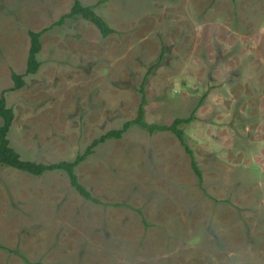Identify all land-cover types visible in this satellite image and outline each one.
Returning <instances> with one entry per match:
<instances>
[{"label": "rangeland", "instance_id": "374dc122", "mask_svg": "<svg viewBox=\"0 0 264 264\" xmlns=\"http://www.w3.org/2000/svg\"><path fill=\"white\" fill-rule=\"evenodd\" d=\"M72 1L0 0L10 145L72 160L144 93L147 123L192 115L178 127L202 180L173 132L137 125L76 167L98 202L62 170L0 165V264H264V0H81L106 37L80 17L51 25ZM44 28L39 69L8 89Z\"/></svg>", "mask_w": 264, "mask_h": 264}, {"label": "trees", "instance_id": "16d2710c", "mask_svg": "<svg viewBox=\"0 0 264 264\" xmlns=\"http://www.w3.org/2000/svg\"><path fill=\"white\" fill-rule=\"evenodd\" d=\"M93 8V5L83 4L81 0H73L70 9L67 12L62 13L51 25L62 24L66 18L80 17L94 24L98 28L100 35L106 37L109 33L113 32V28ZM44 30L45 28L42 30H28L29 47L24 72L17 73L14 70H11L10 76L13 85L8 89L16 90L22 87L24 85L23 76L26 74H33L39 69L40 61L37 58V54L41 49V34ZM144 105L145 97L143 93L137 108V114L134 118L124 121L120 128L107 130L97 138H94L84 150L78 152L72 160H59L57 162L45 164L21 158L20 154L10 145L7 134L12 124L14 113L13 109L6 105L4 91H2L0 93V165H6L36 176L42 175L48 171L62 170L66 174L70 186L74 188L81 197L93 202H98V199L93 197L85 185L79 181L75 171L76 167L94 152V148L98 144L111 139H119L132 125H137L150 134L160 131L173 132L189 155L191 168L198 180L201 181L202 173L197 165L193 151L184 141L183 133L178 127L180 123L189 122L192 119V115L187 118L176 117L170 124L157 125L154 123H147L144 119Z\"/></svg>", "mask_w": 264, "mask_h": 264}, {"label": "crops", "instance_id": "0c3cea01", "mask_svg": "<svg viewBox=\"0 0 264 264\" xmlns=\"http://www.w3.org/2000/svg\"><path fill=\"white\" fill-rule=\"evenodd\" d=\"M89 5V4H88Z\"/></svg>", "mask_w": 264, "mask_h": 264}]
</instances>
